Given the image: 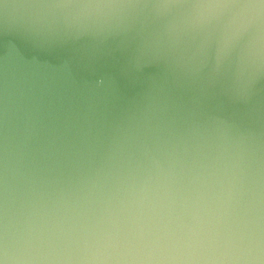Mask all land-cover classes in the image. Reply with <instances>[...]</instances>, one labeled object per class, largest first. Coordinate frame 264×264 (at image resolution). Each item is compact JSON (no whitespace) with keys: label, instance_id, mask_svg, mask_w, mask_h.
<instances>
[{"label":"water","instance_id":"1","mask_svg":"<svg viewBox=\"0 0 264 264\" xmlns=\"http://www.w3.org/2000/svg\"><path fill=\"white\" fill-rule=\"evenodd\" d=\"M0 264H264V0H0Z\"/></svg>","mask_w":264,"mask_h":264}]
</instances>
